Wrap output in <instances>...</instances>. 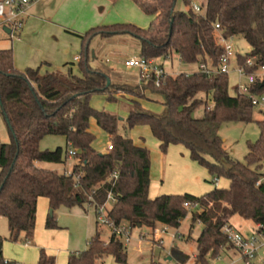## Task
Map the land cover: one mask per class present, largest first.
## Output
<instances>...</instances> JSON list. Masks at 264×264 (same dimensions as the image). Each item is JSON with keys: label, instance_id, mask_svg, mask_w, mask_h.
Returning <instances> with one entry per match:
<instances>
[{"label": "trees", "instance_id": "obj_1", "mask_svg": "<svg viewBox=\"0 0 264 264\" xmlns=\"http://www.w3.org/2000/svg\"><path fill=\"white\" fill-rule=\"evenodd\" d=\"M181 1L185 11L176 10L177 0H149L150 6L136 0L145 12L165 7L147 29L116 24L77 35L81 76L73 75L74 63L64 65L65 72H42L41 67L20 72L14 66L12 50H0V115L10 137L9 143L0 145V218L7 221L10 241L16 242L23 234L25 244L31 243L38 198L49 202L51 214L45 228L50 230L58 227L54 212L59 208L92 207L96 215L109 194L115 200L109 219L117 225L127 223L131 229L152 230L157 225L179 229L188 214L184 203L199 202L203 210L191 213L189 227L190 232L196 223L202 227L195 240L196 264H208L229 245L222 230L234 215L251 221L258 233L264 229V121L256 122L259 137L248 144L244 163L234 160L223 148L218 130L223 123H251L256 107L246 97L229 94L228 75L208 77L199 71L168 75L155 87L152 82L113 83L108 73L91 65L94 39L128 35L138 41L139 58L174 54L185 65L208 59L217 67L223 54L216 39L218 32L225 38L241 37L250 48L245 56L237 54L239 64L255 58L256 67L264 66V0H201L197 3L199 13L193 10L192 0ZM253 91L264 96V77L257 80ZM99 94L108 102H127V118L94 110L90 98ZM198 95L211 99L212 105ZM151 96L163 100L162 115L142 109V102L151 101ZM201 105L202 118H193ZM91 120L107 133L111 150L98 153L93 148ZM120 126L125 134L136 127H148L162 156L170 146H183L191 161L204 167L212 178L228 180L229 187L214 188L201 197L184 194L150 199V153L119 134ZM46 136L63 137L65 148L40 150ZM69 146L76 151L70 176L37 167L39 162L64 164ZM114 172L118 173L115 180L110 179ZM3 241L0 237V264H18L4 261ZM169 254L176 264H186L190 258L178 247H172ZM107 257L126 264V247L112 236L105 243L96 232L84 251L68 256L67 264H104ZM36 264H55V258L40 250Z\"/></svg>", "mask_w": 264, "mask_h": 264}, {"label": "rangeland", "instance_id": "obj_2", "mask_svg": "<svg viewBox=\"0 0 264 264\" xmlns=\"http://www.w3.org/2000/svg\"><path fill=\"white\" fill-rule=\"evenodd\" d=\"M145 2L147 6H150L149 0H141ZM201 0H192V4H197ZM62 1H58L57 4ZM134 5L137 4L136 0L132 1ZM139 6V4H137ZM198 5V4H197ZM137 6V7H138ZM140 7V6H139ZM141 8V7H140ZM176 10L185 11V6L181 0H177ZM32 11V10H31ZM29 11L28 15L40 21L41 18L45 15H39L37 13H31ZM124 11V9H123ZM125 13H129V11H124ZM127 17V14L126 16ZM52 18V17H49ZM48 18V19H49ZM59 20L61 16L59 13L56 14L54 19ZM50 20V19H49ZM135 20V19H134ZM139 24H132L140 29H147L150 26L151 19L150 17L144 15L142 12L139 13L137 18ZM135 21V22H138ZM144 24V26L141 25ZM116 24H127L122 22H115L111 24L101 25V26H110ZM100 26V25H99ZM98 27V26H95ZM93 28V27H91ZM89 28V29H91ZM70 33H65L70 35L71 39H74L77 42L78 49L76 51V55L79 56L80 53V42L78 38L74 34H81L82 30L78 28H69ZM87 29L85 32H87ZM219 36L218 32L216 33V39ZM58 39V38H57ZM62 42L63 38L60 37L58 39ZM11 41L4 34L1 35L0 38V49H11L14 50L17 47L18 42L10 43ZM231 45L233 46L236 55L240 54L241 56H245L249 54L250 48L246 42L241 37L233 38L231 41ZM138 41L128 35L115 36L111 39H94L91 44V50L95 55V59L91 62V65L94 67H98L103 69L105 72L110 73L111 81L113 83H137L136 82V70H130L124 67V62L127 57H139V47ZM75 55V56H76ZM23 57H19L15 62L16 70L23 72L27 67H21L23 62ZM157 62L164 65L165 71L169 76L175 77L181 73H194L198 71L199 65H185L178 61L177 57L173 55L171 60L164 62L161 58L157 59ZM74 65L72 66V73L75 76H81V72L78 69V61H73ZM238 63V61H237ZM234 64V63H233ZM20 66V67H19ZM234 66V65H233ZM64 70V69H63ZM68 69L65 68V71ZM106 72V73H107ZM114 76V77H113ZM228 88L229 94L234 95L235 87L239 84V79L235 71H230L228 74ZM202 97L208 104L211 106V99H205L203 95H198V98ZM151 101H143L142 109L146 112L162 115L164 112V107L162 106L163 100L158 96L148 97ZM90 106L98 111V112H106L111 115H115L118 118L126 119L129 112V104L124 100L117 99L116 102H108L103 95H93L90 98ZM204 105L199 106L192 114L193 118L200 119L203 116ZM264 121V110L255 108L253 113V121L251 123H223L221 124L218 134L223 141V148L229 153V155L238 162L244 163L245 155L248 152L247 146L248 144L254 143L259 137V130L256 122ZM90 131L95 136V141L93 143V148L101 153L106 151L108 144L110 143V138L106 132L97 127L94 120L90 121ZM123 127L120 126L119 134L126 135L136 145H142L147 148L150 153V159L154 164L155 157L162 158L164 160V165L161 170L166 171L165 176H162L161 181L158 182L160 185L164 184V190L162 191V195H192L194 197H201L207 193H209L212 189H224L222 186L224 185V179H217V185L214 183V179L212 178L208 171L200 166L198 163H195L190 160L187 151L183 146L177 145L173 148L168 154L162 156L159 151L158 145L156 144L155 139L152 137L150 130L146 126H140L132 129L126 134L122 131ZM10 137L7 129V125L0 115V145L9 143ZM66 142L63 137L60 136H46L44 137L39 145L40 150L45 151H53L58 147L65 148ZM165 158V159H164ZM161 159V160H162ZM67 160L64 165H53L51 163L39 162L37 163V167L41 169H57L58 172L64 173L65 169H68L72 161ZM157 163V168L160 162ZM162 163V161H161ZM161 167V165H159ZM156 168V169H157ZM88 208V207H87ZM87 208H79L80 215L75 213L73 209L59 208L54 212L56 223L59 221H64L70 225V229L77 235L82 236L84 244H87L90 239V234L86 235V227L89 226L90 230L97 228L99 232L100 238L104 241H107L110 238V230L104 226L97 225L94 213ZM77 209V208H76ZM188 212V210H187ZM191 213H198L197 211L188 212L186 218L181 223L179 229L170 228L168 233L163 235V243L162 245L153 238L152 230L150 229H141L140 231L146 232L147 235H144L145 239H139L140 231L136 229H132L131 233V241L128 246H126L127 251V263L126 264H151V263H160V264H176L174 261L171 262L164 261L166 254L170 256L169 252L172 247H178L183 253L190 256L189 261L186 264H196L195 260V240L201 232V225L196 223L192 229L189 231L190 223H191ZM47 216L50 215V209L46 212ZM79 215V216H78ZM37 219V213H36ZM234 223H237L242 227L241 232L246 235H250L253 231L252 222L249 220H244L241 217L235 215L233 218ZM36 224V221H35ZM161 225H157L160 229ZM177 232L181 233L183 238L181 240L173 239V235ZM0 237L3 241V259L4 261L16 262L18 264L19 261L16 259V256L20 250L24 249L25 239L21 234L19 239L16 242H12L9 240L8 226L7 221L3 218H0ZM260 246L257 251L256 257L251 261V264H264V237H260ZM28 245V244H27ZM231 245H227L220 250L219 257L215 259H210L208 264H245L244 260L240 256L238 252H236ZM5 253V254H4ZM8 255V256H7ZM172 259V258H171ZM37 263V262H36ZM104 264H116L114 259L111 257H107L104 261Z\"/></svg>", "mask_w": 264, "mask_h": 264}, {"label": "crops", "instance_id": "obj_3", "mask_svg": "<svg viewBox=\"0 0 264 264\" xmlns=\"http://www.w3.org/2000/svg\"><path fill=\"white\" fill-rule=\"evenodd\" d=\"M58 1L59 0H41L38 4L30 8L29 11L32 10L31 13L45 15L44 17L46 18L44 19L42 17L40 21H37L30 15H27L19 40L10 42L11 44H13L14 42H18V45L14 50H12L11 48L13 52L14 64L18 60V58L22 56L24 61L22 62L21 67L32 69L41 67L42 72L48 69L65 72L64 65L73 63L76 57L79 58V56L76 55V51L78 49L77 42L74 39H71L69 37L70 35L65 34L70 33L69 28H78L82 30L81 34H74L77 37V35H83L85 31L91 27L94 28L95 26L111 24L117 21L127 24L132 23L140 25L139 21L137 20L140 12L150 17L152 23L165 10V7L156 6L153 13L145 12L137 4L134 5L132 2L133 0H60L62 2H59V4H57ZM123 9L124 11H129V13H125ZM57 13H59V16H61L59 20H57L56 18L54 19ZM126 14L127 17H125ZM141 25L144 26V24L142 23ZM60 37L63 38L62 42L58 40L60 39ZM129 58L132 57H127L126 60ZM135 76L136 82L138 83L137 72ZM173 148H175V146H170L167 154ZM104 152L106 151H103L101 153ZM187 154L189 155L188 151ZM155 159L158 163L160 162L159 165H161V167H159L158 165L157 168L156 160H154V164L151 160L150 185L148 191V197L150 199L162 196V191L164 190V184L160 185L158 183L161 181L162 176H165L166 173L165 169L161 170L162 166L164 165V160L162 158L161 160L159 157H155ZM67 160L71 159L67 158ZM75 163L76 161L73 160L71 166L64 171H71L72 166ZM52 171L60 173L55 168L52 169ZM223 181L225 183L222 187L224 189L228 188L229 181L226 179H224ZM48 209V200L45 198H38L36 204L37 219H35L36 224L32 241L28 245L25 244L24 249L20 250L16 256V259L20 264H36L39 258L40 250H43L47 255L54 257L55 264H67L68 256L70 254L84 251L87 248V244H84L82 236L72 232V230L70 229V225H68V223H65L64 221H60V219L57 222V229H46L45 222L48 217L46 214ZM78 209V207H75L73 211L80 215V209ZM87 209L91 210L94 213V209L92 207H88ZM234 216L230 219L229 223L231 226L235 227L241 232L243 229L240 225L234 223ZM251 226L253 227V231L250 234H253L256 232L257 226H255L253 223ZM137 229L140 231L144 228ZM96 232H98L96 227L94 228V232L93 230H90L89 226L86 227V235L90 234V238L94 236ZM241 233L244 234L243 232ZM144 235H147V231H140L138 235L139 239L147 240V238L145 239ZM102 241L104 240L102 239ZM108 241L109 239L104 242L107 243ZM164 261L171 262V257L166 254Z\"/></svg>", "mask_w": 264, "mask_h": 264}, {"label": "built area", "instance_id": "obj_4", "mask_svg": "<svg viewBox=\"0 0 264 264\" xmlns=\"http://www.w3.org/2000/svg\"><path fill=\"white\" fill-rule=\"evenodd\" d=\"M40 1L41 0H0V38L1 35L4 34L10 41L19 40L30 8L38 4ZM192 8L196 13L200 12L199 5L192 4ZM218 28L219 26L216 25L215 30L217 31ZM232 39L233 38H225L219 35L217 37V43L223 48V54L220 57L218 66H211L208 59H206L205 63L198 64V71L208 77L215 75H228L230 71H235L239 79V84L235 87V92L238 95L249 99L252 106L264 110V96L256 95L253 91L257 80H260L264 77V66L256 67L255 58L246 59L244 64L237 63V55L233 46L231 45ZM173 55L174 54L167 55L161 59L166 62L171 60ZM176 57L181 63L180 58L178 56ZM78 60V57L74 59V61ZM124 67L130 70H136L138 74V83L152 82L155 87H159L163 78L168 76L164 65L157 62V59L147 60L139 57H132L125 60ZM254 67L256 68L253 69ZM247 69L253 70L248 72ZM111 149L112 146L108 145L107 150ZM66 154L68 159H74L76 151L69 146L66 150ZM63 174L65 176H70L71 171H66ZM117 175L118 173L114 172L110 179L115 180ZM217 181V179H214L215 184ZM114 203V198L109 194L105 203L97 208L95 219L98 225L108 228L110 230L111 236L115 240L120 241L123 246L126 247L131 241L132 229L127 223L117 225L109 219L108 213ZM184 208L188 210V212L197 211L200 213L203 210L199 202H186L184 203ZM169 229L170 227L166 225H161L160 229L155 227L152 229L153 238L156 239L160 245H162V237L168 233ZM222 232L226 237L228 244L240 254L244 260V263L251 264V261L256 257L260 246L259 239L260 237H264V229L259 233L255 232L250 235H244L235 227L231 225H225ZM182 238L183 236L179 232L173 235L174 240H181Z\"/></svg>", "mask_w": 264, "mask_h": 264}, {"label": "water", "instance_id": "obj_5", "mask_svg": "<svg viewBox=\"0 0 264 264\" xmlns=\"http://www.w3.org/2000/svg\"><path fill=\"white\" fill-rule=\"evenodd\" d=\"M92 55H93V53H92ZM109 83H110V82H109V81H107V85H109ZM50 214H51V210H50Z\"/></svg>", "mask_w": 264, "mask_h": 264}]
</instances>
